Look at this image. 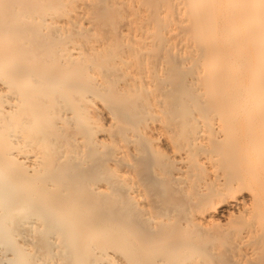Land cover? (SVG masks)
<instances>
[{"label": "bare ground", "instance_id": "obj_1", "mask_svg": "<svg viewBox=\"0 0 264 264\" xmlns=\"http://www.w3.org/2000/svg\"><path fill=\"white\" fill-rule=\"evenodd\" d=\"M0 264H264V0H0Z\"/></svg>", "mask_w": 264, "mask_h": 264}]
</instances>
